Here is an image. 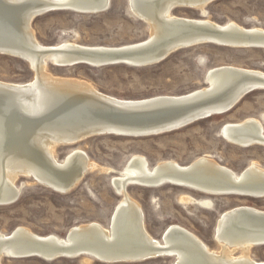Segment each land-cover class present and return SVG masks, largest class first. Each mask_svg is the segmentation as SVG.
I'll return each mask as SVG.
<instances>
[{"label": "rangeland", "instance_id": "obj_1", "mask_svg": "<svg viewBox=\"0 0 264 264\" xmlns=\"http://www.w3.org/2000/svg\"><path fill=\"white\" fill-rule=\"evenodd\" d=\"M173 15L207 18L218 24L230 21L243 27L264 28V0H215L205 12L176 7ZM32 29L38 42L54 45L71 41L82 45L120 46L144 40L149 25L129 7L128 0H110L106 9L96 13L53 10L37 16ZM232 65L264 72V48H234L202 44L181 49L160 63L142 67L124 64L91 67L84 64L59 67L48 62L46 72L55 77L85 81L96 90L118 99H143L158 95H181L205 87V74L216 66ZM28 63L0 54V81L24 83L33 78ZM253 117L264 123V89L246 94L231 110L198 120L178 130L147 137H124L105 134L86 138L73 145H57L54 156L62 161L69 151L79 148L90 163L79 183L66 193H59L31 177L20 175L17 200L0 205V231L11 232L21 226L38 235L64 237L69 228L89 222L109 227L111 214L121 195L111 179L122 171L135 154L146 158L149 167L164 160L187 165L200 156L212 158L236 174L251 162L264 168V147H239L220 135L227 122ZM103 168V169H102ZM106 170V171H105ZM128 195L141 207L148 233L161 240L171 224L180 225L198 236L208 248L220 251L214 232L221 213L236 206L264 210V197L209 195L188 187L163 184L158 187L128 185ZM240 250L234 251L239 255ZM250 256L264 260V245L250 248ZM173 264V257H157L139 262H101L89 255L59 258L54 261L38 257H2L0 264Z\"/></svg>", "mask_w": 264, "mask_h": 264}, {"label": "bare ground", "instance_id": "obj_2", "mask_svg": "<svg viewBox=\"0 0 264 264\" xmlns=\"http://www.w3.org/2000/svg\"><path fill=\"white\" fill-rule=\"evenodd\" d=\"M48 1L52 2L48 4L51 7L62 5L61 8H54L53 10L96 13L106 9L110 0ZM128 2L132 12L149 25V36L144 40L120 46L82 45L71 41L43 45L36 39L31 25L23 26L24 34L32 40L37 49L52 50L58 48V50L63 51H49L46 54L32 53L29 55L31 66L35 71H39L38 80L36 76H33L30 81L24 83L0 81V84L6 86L29 83L23 89V92H16L12 95L14 105L20 113L25 115L27 119H35L48 114L54 102L53 97L55 94L60 95L59 89L63 85L64 88L81 92L82 95L99 96L107 101L136 102L161 97H180L194 92H205L208 93L207 97L208 95L211 97L233 83V80L229 81V79L223 77V74L227 72H247L264 79V72L259 70L232 65L216 66L207 70L205 77L208 80V85L205 87L181 95H158L127 100L103 94L85 81L55 77L46 72L48 62L54 65L58 61H66L67 59H69L67 61H70L73 59L72 57L76 56V53H80L82 50H119L145 40H151L153 45H159L162 44L161 42L177 35V37H184L185 26H187L185 24L189 23L228 28L233 31L253 32L259 37L264 34V28L261 27H243L232 21L218 24L207 18L180 17L172 13L176 7L195 8L205 12V7L209 4L208 0H128ZM226 43L224 46L234 48H247L241 46H247L248 44H260L262 46L257 48H264V41L261 40L241 44L231 41ZM66 50L69 52L64 53ZM124 65L137 66L132 61ZM142 66L147 65H138L137 67ZM259 85L260 89H264V82H260ZM4 122L7 121L0 118V201L11 200L16 195L19 196L20 188L15 185V180L20 175L31 177V179L44 186H51L54 191L59 193H66L79 183L86 171L96 167L95 164L89 162L86 153L79 148L69 151L62 161L57 160L54 156V149L57 146L56 134L46 128H37L32 131L27 128L30 133L25 135L26 138L28 135L26 142H22V146L26 147L20 146L17 142L11 144L8 140L20 139V133L12 131L10 126L12 123L5 124ZM227 126L238 127L237 130L231 131ZM222 127H224L222 129L224 139L229 143L239 147L254 145L264 147V141L259 137H264V123L259 119L248 117L238 122L224 123ZM242 137H246V139L241 140ZM33 156H37V158L35 159ZM37 159H41L42 162L37 161ZM246 168L249 169L248 173L241 175L243 169L239 174H236L231 169L220 165L207 156H200L187 165H180L173 160H164L150 168L144 156L132 155L120 174L111 179L112 186L115 192L121 195V199L111 214L109 227L106 228L98 222L75 225L67 231V233L69 232V239L65 238L67 233L64 237L55 234L38 235L21 226L15 227L9 233L0 231V259L2 257L20 259L18 256H21V253L35 251L41 254L38 258L47 261L55 255L57 257L61 256L59 258H76L89 255L98 261L107 263L139 262L165 256L173 257V264H264V260H255L249 254L250 248L253 247L251 236L254 235L253 230L256 229V223H251L247 217L241 215L226 217L243 208L259 213H264V210L252 206H236L221 213L214 232V237L221 248L217 252L208 248L194 233L177 224L167 226L161 234V240L152 237L146 230L140 205L126 192V187L132 184L158 187L166 183H177L180 184L177 186L188 187L209 195L244 196V194L240 195L239 193L223 194L222 191L229 190V188L222 187L220 183L224 184L230 182V180L231 182L235 180L242 184L245 182L253 184L264 180V168L256 162L249 163ZM180 174L183 178H180ZM46 238L55 240L59 244L70 245L72 250L60 251L54 249L44 253L32 249L23 250L30 248L33 239L47 240ZM236 250H240L239 255H234ZM80 251L82 253L78 255ZM82 263L84 264V262Z\"/></svg>", "mask_w": 264, "mask_h": 264}, {"label": "water", "instance_id": "obj_3", "mask_svg": "<svg viewBox=\"0 0 264 264\" xmlns=\"http://www.w3.org/2000/svg\"><path fill=\"white\" fill-rule=\"evenodd\" d=\"M215 0H208L213 2ZM52 2L48 0H0V54L19 58L28 63L33 71V76H37L39 71H35L31 66L29 55L47 52H60L61 49H37L32 40L24 34L23 26L31 25L32 21L42 14L53 11L54 8H61L60 5L48 6ZM70 8V7H69ZM172 10V9H171ZM184 37H173L162 44H152L151 40H145L136 45L119 50H82L76 53L70 61H58L54 65L68 67L84 64L91 67H102L118 64H129L132 61L138 65H153L162 62L175 51L194 47L202 44L224 45L231 41L235 43H248L255 40L264 41V34L259 37L253 32L233 31L222 27H209L199 23L185 24ZM21 29V31H20ZM239 45V44H238ZM262 45L248 44L247 46L257 48ZM240 47V46H238ZM69 51H64V53ZM229 81L233 80L227 88L216 95L207 97L208 93L194 92L185 96L171 98H156L147 101L136 102H114L107 101L99 96L82 95L70 88L60 86L59 94L53 97V104L48 112L35 119H27L25 115L15 107L13 93L23 92L25 85L6 86L0 84V118L11 124L13 132H19L20 139L10 141L17 142L20 146L26 142V134L37 128H46L56 134V145H73L86 138L114 134L124 137H147L172 132L188 126L198 120L208 118L218 113H225L231 110L246 94L260 89V82L264 79L247 72H227L223 74ZM207 83V78L205 79ZM64 94V95H61ZM66 95V96H65ZM226 98V99H225ZM19 125V126H18ZM239 125V124H238ZM19 127V128H18ZM225 127V126H224ZM222 127L220 135L223 136ZM231 131L237 130L238 126H227ZM30 129L29 131L27 130ZM250 136V135H249ZM224 137V136H223ZM264 141L263 136H259ZM242 137L241 140H245ZM7 140V139H6ZM252 144V143H251ZM26 147V146H22ZM37 158V156H33ZM41 161V159H37ZM249 169H244L241 175L248 173ZM181 176V174H180ZM180 178H183L182 176ZM219 182V181H217ZM173 185H180L173 183ZM218 185V184H217ZM216 185V186H217ZM222 187L229 190L222 191L223 194H244V196H263L264 180L257 183L231 182L220 183ZM218 186V187H221ZM52 188L51 186H48ZM53 189V188H52ZM240 190V191H238ZM18 195L11 200H2L0 205L14 202ZM230 213V212H229ZM233 215L247 217L251 223H256L254 235L251 236L253 246L264 245V213L254 212L248 208L237 210ZM69 232L66 239H69ZM33 239L30 248L23 250H37L42 253L48 250L69 251L70 245L59 244L57 241L48 239ZM81 251L78 255H81ZM20 258L39 257L40 253L31 251L21 253ZM61 256L55 255L49 259L52 261Z\"/></svg>", "mask_w": 264, "mask_h": 264}]
</instances>
